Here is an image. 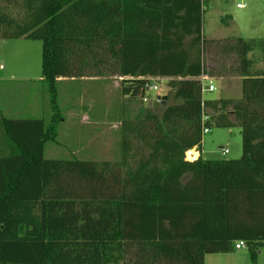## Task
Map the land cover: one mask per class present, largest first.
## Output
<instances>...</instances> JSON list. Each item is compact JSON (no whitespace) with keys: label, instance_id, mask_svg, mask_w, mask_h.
<instances>
[{"label":"trees","instance_id":"16d2710c","mask_svg":"<svg viewBox=\"0 0 264 264\" xmlns=\"http://www.w3.org/2000/svg\"><path fill=\"white\" fill-rule=\"evenodd\" d=\"M203 0H0V38L42 41L53 116L2 117L0 264H205L264 246V71L253 42L203 35ZM229 64V65H228ZM242 97L205 99L202 76ZM119 75L127 97L168 79L174 102L122 123L120 160L44 156L62 120L60 77ZM209 116L207 121L203 115ZM233 115L234 120L231 119ZM241 127L242 157L190 160L204 128ZM190 174L187 180L186 175Z\"/></svg>","mask_w":264,"mask_h":264},{"label":"rangeland","instance_id":"374dc122","mask_svg":"<svg viewBox=\"0 0 264 264\" xmlns=\"http://www.w3.org/2000/svg\"><path fill=\"white\" fill-rule=\"evenodd\" d=\"M203 35L213 37H242L253 42V71L264 68V0H203ZM245 4L238 7L237 4ZM29 64L28 71L23 70ZM229 65V64H228ZM2 66V67H1ZM29 78L26 81L12 80ZM0 76L9 82L4 92L12 109L27 107L30 113L24 117L43 118L50 123L53 111L50 93L42 76V41L38 39L0 38ZM226 75L212 77L215 91H204L205 99L217 97L240 98L242 85L237 79ZM123 77L119 75L85 76L59 80L58 104L62 120L57 124V136L45 147V157L54 159L89 158L93 160L118 161L122 156V123L148 111L162 110L174 102L169 93L168 79L152 77L158 88L144 96L127 97L121 92ZM232 82V83H231ZM209 80L205 81L208 84ZM231 83V84H230ZM166 98V103L162 101ZM161 97V100H158ZM227 98V99H229ZM21 118L19 116H12ZM231 119L234 120L233 115ZM229 153L224 154L223 149ZM201 154L204 159H237L242 157L241 127L234 122L232 127H209L203 135ZM193 153V152H192ZM186 180V179H184ZM208 256L207 264H252L250 249L236 250ZM218 257L219 259H215ZM212 258V259H211ZM257 264H264V246L258 255Z\"/></svg>","mask_w":264,"mask_h":264},{"label":"crops","instance_id":"0c3cea01","mask_svg":"<svg viewBox=\"0 0 264 264\" xmlns=\"http://www.w3.org/2000/svg\"><path fill=\"white\" fill-rule=\"evenodd\" d=\"M226 37H229V36L213 37V38L214 39H220V38H226ZM252 56H253V53H249L248 54V57L251 60H253ZM252 65H253V63H252ZM28 67H29V64L26 62V64H24V66H23V70H27L28 71ZM251 70H252V74H256L255 71H253V66H252ZM259 70H260L259 73H261L262 71H264V68L263 69H259ZM11 77H12V80L26 81V80L29 79V78H18V76H15V75H12ZM67 78H69V77H60L58 79V81L59 80H63V79H67ZM234 78H238L237 82H238L239 86H240V84L242 85L243 77H241V76H239V77H230L228 80L232 81ZM6 83L7 84L9 83L7 81V79L5 77H3V76H0V156L8 155L10 153V151H11L9 146H8V144H7V135L5 133L4 126L1 123L2 117L14 118L12 116H19V117L22 116L21 118H15V119H24V118H28V117H24V116H26L27 114H29L31 112L29 108L21 107V106L11 110V108L8 106V103H7L9 97L8 96L7 97L4 96V92L8 91V89H9L7 86H5ZM241 97H242V95H241ZM217 98H221V97H217ZM225 98H229V97H225ZM192 150L195 151V153H194L195 155L192 156L191 160H195L201 155V151H199L197 148H193ZM44 156H45V149H44ZM202 156H203V154H202ZM80 159H89V158H80ZM189 176H190V174L186 175L184 177V179L187 180L189 178ZM236 250H241V249H235L236 253H234V254H237L239 252V251H236ZM217 254L218 253H215L216 256H219ZM212 255H214V254H206V256H205V264H207L208 256H212ZM214 258L216 260L219 259L218 257H214Z\"/></svg>","mask_w":264,"mask_h":264},{"label":"built area","instance_id":"2783aa9c","mask_svg":"<svg viewBox=\"0 0 264 264\" xmlns=\"http://www.w3.org/2000/svg\"><path fill=\"white\" fill-rule=\"evenodd\" d=\"M237 6L238 7H244L245 4L238 3ZM201 79L203 81V92L204 91H210V92H212V91H215L216 90V86H215V84L213 82L212 77L207 76V75H204V76L201 77ZM207 80H209V83L208 84H205V81H207ZM157 88H158L157 84H155V82H153V80H152L147 85V93L149 91L156 90ZM208 119H209V116L206 115V113H204L203 120L204 121H207ZM208 130H209V128H204V133L208 132ZM192 151H194V150L191 149V150H188L186 152V156L190 160H191L192 156L195 155L194 152L192 153ZM223 153L224 154L229 153V149L228 148H224L223 149ZM245 248H247V244H246V242L244 240H239V241L236 242L235 249H245Z\"/></svg>","mask_w":264,"mask_h":264},{"label":"water","instance_id":"95a60500","mask_svg":"<svg viewBox=\"0 0 264 264\" xmlns=\"http://www.w3.org/2000/svg\"><path fill=\"white\" fill-rule=\"evenodd\" d=\"M166 96H165V99L162 101L163 103H166ZM158 100L160 101L161 100V97H158Z\"/></svg>","mask_w":264,"mask_h":264},{"label":"bare ground","instance_id":"6f19581e","mask_svg":"<svg viewBox=\"0 0 264 264\" xmlns=\"http://www.w3.org/2000/svg\"><path fill=\"white\" fill-rule=\"evenodd\" d=\"M192 152H194V153H195V151H192Z\"/></svg>","mask_w":264,"mask_h":264}]
</instances>
